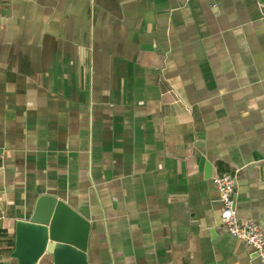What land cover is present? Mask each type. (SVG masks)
Instances as JSON below:
<instances>
[{
	"label": "crops",
	"instance_id": "obj_1",
	"mask_svg": "<svg viewBox=\"0 0 264 264\" xmlns=\"http://www.w3.org/2000/svg\"><path fill=\"white\" fill-rule=\"evenodd\" d=\"M264 0H0V264L42 196L89 264H262Z\"/></svg>",
	"mask_w": 264,
	"mask_h": 264
},
{
	"label": "water",
	"instance_id": "obj_2",
	"mask_svg": "<svg viewBox=\"0 0 264 264\" xmlns=\"http://www.w3.org/2000/svg\"><path fill=\"white\" fill-rule=\"evenodd\" d=\"M89 223L65 202L42 196L28 221L16 224L12 257L19 264H89Z\"/></svg>",
	"mask_w": 264,
	"mask_h": 264
},
{
	"label": "built area",
	"instance_id": "obj_3",
	"mask_svg": "<svg viewBox=\"0 0 264 264\" xmlns=\"http://www.w3.org/2000/svg\"><path fill=\"white\" fill-rule=\"evenodd\" d=\"M237 182L238 172L214 178L222 203V224L228 234L251 246L264 264V229L257 222L239 218L235 199Z\"/></svg>",
	"mask_w": 264,
	"mask_h": 264
}]
</instances>
